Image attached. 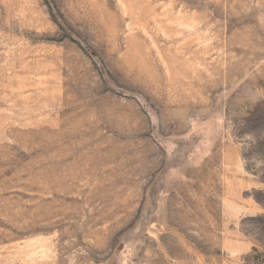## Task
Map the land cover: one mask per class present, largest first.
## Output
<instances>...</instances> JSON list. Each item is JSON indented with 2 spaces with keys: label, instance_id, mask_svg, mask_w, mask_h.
<instances>
[{
  "label": "rangeland",
  "instance_id": "obj_1",
  "mask_svg": "<svg viewBox=\"0 0 264 264\" xmlns=\"http://www.w3.org/2000/svg\"><path fill=\"white\" fill-rule=\"evenodd\" d=\"M0 264H264V0H0Z\"/></svg>",
  "mask_w": 264,
  "mask_h": 264
},
{
  "label": "bare ground",
  "instance_id": "obj_2",
  "mask_svg": "<svg viewBox=\"0 0 264 264\" xmlns=\"http://www.w3.org/2000/svg\"><path fill=\"white\" fill-rule=\"evenodd\" d=\"M126 58V57H125ZM138 59V58H137ZM147 62V61H146ZM145 63V62H144ZM138 64V63H137ZM149 64V63H148ZM135 67V66H134ZM143 69V68H142ZM140 70V69H139ZM144 70V69H143ZM148 74V73H147ZM141 75V74H140ZM149 77V76H148ZM145 78V77H144ZM156 81V80H155ZM151 82V81H150Z\"/></svg>",
  "mask_w": 264,
  "mask_h": 264
}]
</instances>
